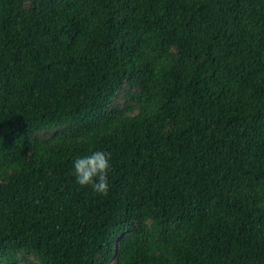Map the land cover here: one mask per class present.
Listing matches in <instances>:
<instances>
[{
    "label": "trees",
    "instance_id": "1",
    "mask_svg": "<svg viewBox=\"0 0 264 264\" xmlns=\"http://www.w3.org/2000/svg\"><path fill=\"white\" fill-rule=\"evenodd\" d=\"M0 264H264V0H0Z\"/></svg>",
    "mask_w": 264,
    "mask_h": 264
},
{
    "label": "clouds",
    "instance_id": "2",
    "mask_svg": "<svg viewBox=\"0 0 264 264\" xmlns=\"http://www.w3.org/2000/svg\"><path fill=\"white\" fill-rule=\"evenodd\" d=\"M75 181L91 185L94 191L104 194L109 189L108 173L111 168L110 153L102 149L76 156L72 162Z\"/></svg>",
    "mask_w": 264,
    "mask_h": 264
}]
</instances>
